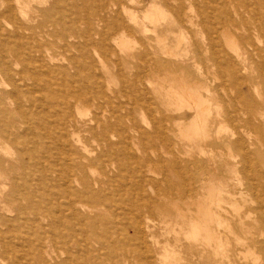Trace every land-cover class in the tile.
<instances>
[{
	"label": "bare ground",
	"instance_id": "6f19581e",
	"mask_svg": "<svg viewBox=\"0 0 264 264\" xmlns=\"http://www.w3.org/2000/svg\"><path fill=\"white\" fill-rule=\"evenodd\" d=\"M261 140L264 0H0V264H264Z\"/></svg>",
	"mask_w": 264,
	"mask_h": 264
},
{
	"label": "rangeland",
	"instance_id": "374dc122",
	"mask_svg": "<svg viewBox=\"0 0 264 264\" xmlns=\"http://www.w3.org/2000/svg\"><path fill=\"white\" fill-rule=\"evenodd\" d=\"M196 37L200 39V35H197ZM257 131L259 132V134H260V136H261V139H262L263 137H262V135H261V134H262L261 130H257ZM261 141L264 142V140H261ZM262 159H263V160H262V162L260 163V167H261V169L264 171V156H263Z\"/></svg>",
	"mask_w": 264,
	"mask_h": 264
}]
</instances>
